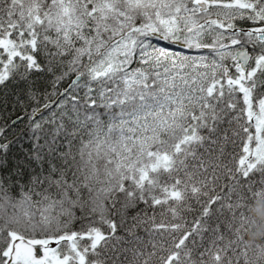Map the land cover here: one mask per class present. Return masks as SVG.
Instances as JSON below:
<instances>
[{
	"label": "snow or ice",
	"instance_id": "1",
	"mask_svg": "<svg viewBox=\"0 0 264 264\" xmlns=\"http://www.w3.org/2000/svg\"><path fill=\"white\" fill-rule=\"evenodd\" d=\"M264 0H0V264H264Z\"/></svg>",
	"mask_w": 264,
	"mask_h": 264
},
{
	"label": "trees",
	"instance_id": "2",
	"mask_svg": "<svg viewBox=\"0 0 264 264\" xmlns=\"http://www.w3.org/2000/svg\"><path fill=\"white\" fill-rule=\"evenodd\" d=\"M258 215L260 218L264 219V211H258Z\"/></svg>",
	"mask_w": 264,
	"mask_h": 264
}]
</instances>
